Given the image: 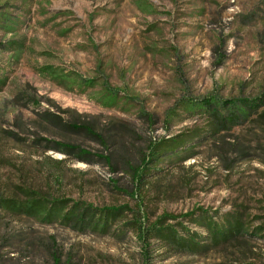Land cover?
<instances>
[{"label":"rangeland","instance_id":"obj_1","mask_svg":"<svg viewBox=\"0 0 264 264\" xmlns=\"http://www.w3.org/2000/svg\"><path fill=\"white\" fill-rule=\"evenodd\" d=\"M0 80V199L126 207L118 226L142 210L152 221L203 210L264 227V106L144 190L129 171L151 143L204 128L203 100L264 97V0H0ZM59 144L110 156L113 169ZM43 216L0 210V264H145L130 231L81 233ZM247 240L206 256L155 243L151 264H264V235Z\"/></svg>","mask_w":264,"mask_h":264},{"label":"trees","instance_id":"obj_2","mask_svg":"<svg viewBox=\"0 0 264 264\" xmlns=\"http://www.w3.org/2000/svg\"><path fill=\"white\" fill-rule=\"evenodd\" d=\"M4 83L5 80H0V85L3 86ZM263 106L264 97L252 102L248 100H229L219 103L214 99L203 100L195 107L205 111L209 117V121L204 128L187 132L172 139L151 143L140 164L136 167L133 165L129 167L134 183L137 185V190H144L153 179L160 178L159 175L165 171L160 168L162 165L171 164L172 166L175 160L183 159L181 155H191L195 145L209 139V137H215L221 130L228 128V125L233 124L241 116L257 114ZM222 108L228 109L229 114L223 116L220 110ZM63 113H66V111L63 110ZM45 117L50 119V115ZM54 119L61 120L57 117ZM70 127L75 131L84 130L89 135L99 139L94 129L80 120L73 121ZM59 146L65 151L76 152L83 157L93 156L103 160L113 169L110 156L91 155L77 146L63 144H59ZM70 203L67 200H58L51 203L38 197H31L26 201L0 199V210L29 217L44 215L41 218L43 222L53 223L59 221L81 233L92 232L101 235H118L119 237L126 231H130L141 248L145 264H151V260L154 258L152 256L154 252L151 249L155 246V243H158L157 248L164 251L162 254L170 256L177 254L206 256L232 244L245 246L249 241L247 238L253 237L256 232L264 235V227L256 228L257 231L254 232V229L247 226L242 219L225 215L215 220L213 215L210 216L203 210L189 212L179 217L162 215L154 221L142 210L138 219L130 218L131 220L118 226L121 222H124L125 215L131 214V212H127L126 207L97 209L85 203H72V206H70ZM171 221L174 223L170 224ZM185 222L189 226H186ZM193 227L203 229L204 233L194 231ZM54 262L55 264H61L58 257H55Z\"/></svg>","mask_w":264,"mask_h":264}]
</instances>
